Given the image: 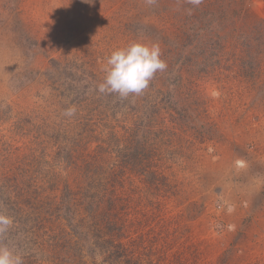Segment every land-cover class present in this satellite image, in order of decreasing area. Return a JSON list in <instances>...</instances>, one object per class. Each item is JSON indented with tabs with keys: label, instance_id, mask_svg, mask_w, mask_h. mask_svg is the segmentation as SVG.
I'll return each mask as SVG.
<instances>
[{
	"label": "rangeland",
	"instance_id": "374dc122",
	"mask_svg": "<svg viewBox=\"0 0 264 264\" xmlns=\"http://www.w3.org/2000/svg\"><path fill=\"white\" fill-rule=\"evenodd\" d=\"M133 41L159 44L166 69L138 95L100 93ZM69 155L111 180L86 226H48L49 173L78 186ZM33 193L41 229L26 235L11 211ZM0 212L1 246L31 264H123L118 244L138 264H264V0H0ZM34 239L51 255L24 253Z\"/></svg>",
	"mask_w": 264,
	"mask_h": 264
},
{
	"label": "trees",
	"instance_id": "16d2710c",
	"mask_svg": "<svg viewBox=\"0 0 264 264\" xmlns=\"http://www.w3.org/2000/svg\"><path fill=\"white\" fill-rule=\"evenodd\" d=\"M87 138V144L89 142H91V138L92 135H86ZM129 144V142H128ZM101 148V147H99ZM117 148H113V150H115ZM121 153V151H120ZM129 154V153H128ZM87 155H83L82 158H80V160L77 162L78 158H76L75 156H67L65 158V162L64 165L62 163L63 168L65 167H73V169L77 168L78 172H80V167L79 164H83V167L81 168V172L79 173V181H78V186L77 188L72 189L70 187V185H68L67 183H64L62 185H59L56 180L58 179V175L56 174V172H50L49 175L51 174L52 177H50L49 175L47 176V179L49 180L48 183H51V187L49 188L52 191L58 192L60 199L55 203L54 205V216L52 217V214H49V216H51L50 218H46L44 219L43 217L41 218V220L46 224L47 222H49L48 226H51V222L53 218H59V219H64V221H67L69 225H72L74 227H82V226H86L88 220H90L89 214H93L94 216L96 215L95 213H87V211L89 212L90 209H93L95 207H97L99 205V200L98 198V191L99 188L102 187V189H104L103 185L107 184V181H110L111 179L107 176V180L105 183H103L101 181L102 178H98L97 180H95V178H91L90 176H88V165L90 162V156L88 155V157L86 158ZM102 159V157H100ZM88 161V162H87ZM95 172V175H97L99 172H97L96 170H93ZM81 173L85 176L88 177H83ZM97 173V174H96ZM110 175V174H108ZM43 184H45L44 186L46 187L47 182L42 180ZM54 181V182H53ZM83 182L85 183L84 186H81L83 184ZM54 183V184H53ZM111 183L113 184V182L111 181ZM28 191H36L37 188H27ZM77 190V191H76ZM76 191V192H75ZM94 191V193H93ZM113 193V192H112ZM112 193H110L112 195ZM38 194H32L30 196H26V199H21V202H17L22 203L21 207H20V213L17 212L16 210H12V216L14 217H18V220L22 219V218H26V223L23 226H20L21 228L25 229L26 228V235L32 234L34 233L35 230L39 231V229H41V227H39V224L37 223V219H38V215L36 212H34L35 210L38 209ZM109 197H107V195L103 196L100 200H101V204L106 201ZM3 202V204H5L6 202H12V200H1ZM44 204V202H40V205L42 207V205ZM31 206H33V208H31ZM75 207L72 212L73 214H71V220L68 217L67 212L72 209V207ZM81 206L83 207V211L84 214H81L79 212V210L81 211ZM107 207L109 209L113 208L114 205L111 204L110 206ZM60 210L62 211L61 214H55V211ZM103 210H105V207L103 208ZM23 211H26V215L21 214ZM103 217H105L106 219V223L105 227L106 228L108 226V228H113L116 225V221H118V215H112L110 213L103 212ZM32 218V221L34 222V224L32 223L30 217ZM20 229V228H19ZM110 229V230H111ZM49 233V232H48ZM2 235H0V246H1V238ZM46 235L45 232L41 233L40 236H37L43 239V242L45 243V245L47 247H49L50 251H51V247L50 244H46L45 241H47L50 238H43L42 236ZM114 239L110 238L108 240V242L113 243ZM50 242H52V245L54 246V248L57 246L56 244L58 243V240H56L55 238H52V240H50ZM27 243V241H26ZM32 243H37V246H31L26 245L25 246V252L24 253H28L29 251L26 248H31L35 251V253L37 254V252H46L48 255H51V252L49 250H47V248H43L42 244L38 241H36L35 239L32 240ZM115 247H117V251L115 252V254L113 256H115L113 259V261H115L117 258H123V264H138L137 258H133V254L131 252H133L132 250H126V248H124L122 245L120 246L115 245ZM122 247V248H121ZM119 248V249H118ZM53 249V248H52ZM47 250V251H45ZM124 252V253H123ZM36 254H31V255H36ZM44 259H48L47 257H45ZM22 260V264H31L30 262H26L25 260H29L28 256H22L21 257ZM112 261V262H113ZM98 264V263H95Z\"/></svg>",
	"mask_w": 264,
	"mask_h": 264
},
{
	"label": "clouds",
	"instance_id": "9594fccd",
	"mask_svg": "<svg viewBox=\"0 0 264 264\" xmlns=\"http://www.w3.org/2000/svg\"><path fill=\"white\" fill-rule=\"evenodd\" d=\"M91 3L92 0H83ZM152 2V0H149ZM198 6L202 0H188ZM159 44L133 41L124 47L111 52L104 66V79L98 85L100 93L118 94L121 98L138 95L149 86L157 72L166 69V62L161 58ZM74 109L66 115L71 116ZM14 220L4 212H0V234L6 233ZM0 264H22L21 257L13 253L7 246H0Z\"/></svg>",
	"mask_w": 264,
	"mask_h": 264
}]
</instances>
